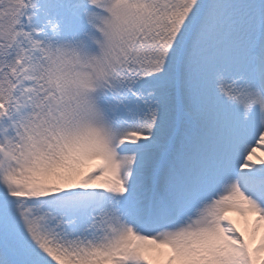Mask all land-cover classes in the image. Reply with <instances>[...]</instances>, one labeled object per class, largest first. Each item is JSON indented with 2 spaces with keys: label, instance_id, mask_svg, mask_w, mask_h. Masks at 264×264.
<instances>
[{
  "label": "snow or ice",
  "instance_id": "1",
  "mask_svg": "<svg viewBox=\"0 0 264 264\" xmlns=\"http://www.w3.org/2000/svg\"><path fill=\"white\" fill-rule=\"evenodd\" d=\"M0 264H264V0H0Z\"/></svg>",
  "mask_w": 264,
  "mask_h": 264
},
{
  "label": "bare ground",
  "instance_id": "2",
  "mask_svg": "<svg viewBox=\"0 0 264 264\" xmlns=\"http://www.w3.org/2000/svg\"><path fill=\"white\" fill-rule=\"evenodd\" d=\"M235 217V216H234ZM235 219H238L237 217H235Z\"/></svg>",
  "mask_w": 264,
  "mask_h": 264
}]
</instances>
